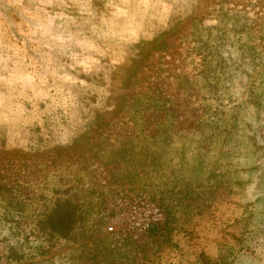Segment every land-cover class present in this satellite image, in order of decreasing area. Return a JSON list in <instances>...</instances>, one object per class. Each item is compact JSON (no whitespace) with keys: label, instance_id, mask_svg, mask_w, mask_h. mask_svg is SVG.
Masks as SVG:
<instances>
[{"label":"rangeland","instance_id":"obj_1","mask_svg":"<svg viewBox=\"0 0 264 264\" xmlns=\"http://www.w3.org/2000/svg\"><path fill=\"white\" fill-rule=\"evenodd\" d=\"M1 187L9 264H264V0H0Z\"/></svg>","mask_w":264,"mask_h":264},{"label":"built area","instance_id":"obj_2","mask_svg":"<svg viewBox=\"0 0 264 264\" xmlns=\"http://www.w3.org/2000/svg\"><path fill=\"white\" fill-rule=\"evenodd\" d=\"M113 220L106 227L108 232H128L140 235L162 220L158 206L134 198L117 196L112 201Z\"/></svg>","mask_w":264,"mask_h":264},{"label":"trees","instance_id":"obj_3","mask_svg":"<svg viewBox=\"0 0 264 264\" xmlns=\"http://www.w3.org/2000/svg\"><path fill=\"white\" fill-rule=\"evenodd\" d=\"M4 187L8 188L7 185H4ZM0 189L4 188L1 187ZM2 192L6 195V192ZM51 204L52 206L46 215L51 237L58 241L70 240L72 241L71 243L78 241L80 232L77 229L76 223L79 216L74 205L70 201L62 199H54ZM157 225L149 227L147 232L155 229ZM10 248V246L6 247L3 251L0 249V264H9L11 262L12 253Z\"/></svg>","mask_w":264,"mask_h":264}]
</instances>
